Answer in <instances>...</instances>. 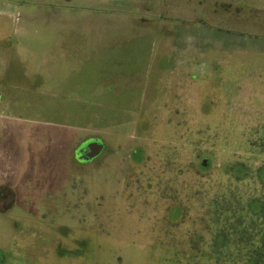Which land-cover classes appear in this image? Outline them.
Returning a JSON list of instances; mask_svg holds the SVG:
<instances>
[{"label":"rangeland","instance_id":"374dc122","mask_svg":"<svg viewBox=\"0 0 264 264\" xmlns=\"http://www.w3.org/2000/svg\"><path fill=\"white\" fill-rule=\"evenodd\" d=\"M18 1L0 0V24L15 25ZM237 1L264 7V0ZM134 31H121L119 39H136ZM247 35L261 48L223 56L225 62L215 57L205 76L194 78L198 88L187 80L180 87L167 74L136 81L133 90L146 81L152 93L137 104L133 126L85 131L69 110L73 126L50 124L54 137L42 150L68 152L64 138H73L68 185L54 205L38 209L39 223L16 222L18 208H11L0 221L8 235L0 245L86 253L39 252L41 264H264V27ZM33 97L69 109L77 98L94 103L85 95ZM109 112H101L105 120ZM35 116L63 114L44 109ZM95 143L101 149L88 159ZM32 226L37 234L29 233Z\"/></svg>","mask_w":264,"mask_h":264},{"label":"crops","instance_id":"0c3cea01","mask_svg":"<svg viewBox=\"0 0 264 264\" xmlns=\"http://www.w3.org/2000/svg\"><path fill=\"white\" fill-rule=\"evenodd\" d=\"M139 2L144 8H137L138 0H19L15 25L0 24V221L18 208L16 222L39 223L43 215L38 209L54 205L67 187L65 166L71 161L73 138H64L68 152L48 146L42 150L41 143L54 137L47 133L50 124L75 123L85 131L87 126H133L137 104L152 93V83L146 81L141 90H133L140 78L148 80L153 73L162 80L167 74L177 77L180 87L187 80L198 88L194 78L205 76L215 57L261 48L247 34L264 27L262 3L246 9L237 0ZM2 8L13 14L10 6ZM121 31L137 32V43L119 39ZM34 95L93 96L94 103L77 98L69 109L40 102ZM44 109L63 117L35 116ZM67 110L78 116L76 122L67 118ZM103 110L110 111L106 120ZM115 111L123 114L114 118ZM31 228L29 233H38ZM7 237L0 232L1 241ZM55 249L13 252L1 243L0 264H41L39 252L86 254L82 247Z\"/></svg>","mask_w":264,"mask_h":264},{"label":"water","instance_id":"95a60500","mask_svg":"<svg viewBox=\"0 0 264 264\" xmlns=\"http://www.w3.org/2000/svg\"><path fill=\"white\" fill-rule=\"evenodd\" d=\"M89 149H90V152L86 156L88 159H92L99 153L101 146L95 143V144H91Z\"/></svg>","mask_w":264,"mask_h":264},{"label":"trees","instance_id":"16d2710c","mask_svg":"<svg viewBox=\"0 0 264 264\" xmlns=\"http://www.w3.org/2000/svg\"><path fill=\"white\" fill-rule=\"evenodd\" d=\"M263 246H264V242H263ZM258 256L260 257V255H258V254H257V257H258ZM257 262H259V263H260V260H259V258L257 259ZM257 262H256V263H257Z\"/></svg>","mask_w":264,"mask_h":264}]
</instances>
